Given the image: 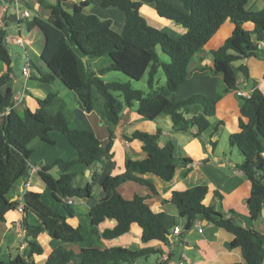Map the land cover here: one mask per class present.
Listing matches in <instances>:
<instances>
[{"label": "trees", "instance_id": "trees-1", "mask_svg": "<svg viewBox=\"0 0 264 264\" xmlns=\"http://www.w3.org/2000/svg\"><path fill=\"white\" fill-rule=\"evenodd\" d=\"M64 0L47 5V0H37L46 5L50 15L36 23L43 33L44 48L40 59L48 72L42 75L41 82L59 81L75 92L84 110L88 113L97 108V96L102 99L101 116L110 129V143L106 146L96 134L88 129L72 128L63 112L49 116L45 109L57 98L51 93L40 100V108L35 112L25 109L22 115L15 107V92L9 86L4 95L0 94V220L8 210L18 208V202H10L8 195L20 181H29L31 157L30 144L40 139L55 145L53 132L62 133L78 152V159L65 161L58 159L53 164H40L38 171L42 181L50 188L59 201L87 200L93 198V187L98 182L99 171L93 175V182L84 188L74 186L76 174L71 170L77 165L94 167L113 160L115 157L113 127L120 123L126 108H136L142 121L153 122L169 116L176 131L197 129L196 137L210 127V119L216 114L215 100L203 94H195L181 101L175 99L178 89L188 78L191 59L202 51L204 46L230 20L235 24L231 37L217 50L212 51L217 75L222 76L227 90H237L239 75L250 80L249 67L238 62L252 57H264V50L258 43L264 42V9L250 12L246 9L249 0H81L72 13L63 7ZM178 2L182 6H177ZM90 5L102 8L115 7L125 16L123 31L113 28L112 20H103L96 15L85 13ZM143 5L155 9L158 16L182 25L186 32L179 37L148 23L141 14ZM253 23L255 29H244L246 23ZM32 25V24H31ZM7 32L0 34V62L8 67V72L0 76V88L9 85L11 47L6 42ZM253 35L257 41L253 40ZM108 57L110 64L97 72L89 65L91 60ZM86 59V63L83 62ZM163 69L166 84L158 86L157 76ZM109 72H120L128 82H106L103 76ZM148 74L145 92L136 89L132 81H141ZM240 97V96H239ZM240 105L239 132L229 137V145L237 149L243 163L237 168L251 182V196L248 200L250 220L257 221L264 214V93L256 87L250 97H242ZM192 114L187 119L186 115ZM127 139L142 142L147 158L141 161L127 159L125 171L116 176H108L102 184L104 196L91 209L90 229L95 243L122 237L137 224L142 229V242L148 244L160 241L170 244V232L164 224L165 214L155 213L146 203V198L136 195L126 200L119 187L136 182L154 190L153 185L140 178V175L153 174L163 181H171L176 173L177 159L174 144L168 139L160 144L162 132L151 134L135 131ZM57 168L59 177L53 170ZM208 186H196L185 191H174L172 202L178 214L186 219V227L193 228L196 221L225 229L233 238L231 247L240 249L244 264H264V233L248 225H243L241 217L234 210L231 217L207 206ZM217 197L223 196L217 191ZM24 212H31L40 220L32 225L24 220L28 255L18 254L8 262L0 264H35L34 257L44 254L39 235L46 232L62 244L82 243L85 240L83 229L74 227L68 217L46 205L42 194L37 191L23 193ZM69 216L73 210L66 207ZM115 220L113 229L100 231L105 220ZM158 253L152 248L99 247L82 248L79 253L56 248L45 264H136ZM78 260L76 263L75 261Z\"/></svg>", "mask_w": 264, "mask_h": 264}, {"label": "crops", "instance_id": "crops-1", "mask_svg": "<svg viewBox=\"0 0 264 264\" xmlns=\"http://www.w3.org/2000/svg\"><path fill=\"white\" fill-rule=\"evenodd\" d=\"M25 1V0H24ZM57 3V0H54ZM52 3L50 5H54ZM81 0H64L63 7L70 13L69 8H74L80 4ZM177 6H182L178 2H173ZM3 3L0 0V17L3 13ZM99 8V9H98ZM246 9L250 12H259L264 9V0H249ZM12 12V13H11ZM49 12V11H48ZM48 17L50 13H48ZM98 14L100 15H97ZM141 14L146 18L149 24L162 30H166L172 36H182L186 29L175 22L166 20L158 16L154 8L143 5L140 9ZM85 13L93 14L103 20H112L113 28L117 32H122L125 27V16L121 10L115 7L102 8L96 5H90L85 9ZM47 17V19H48ZM4 18L9 23L8 32L11 33L18 26V18L13 10L4 13ZM43 19H37V22ZM24 21V20H23ZM19 22L20 26L22 22ZM36 22V23H37ZM31 30L39 31L36 24L31 25ZM244 29L253 32L255 26L249 22L244 25ZM235 30V24L227 20L218 32L210 39L199 54L194 56L188 67V78L175 94L177 101L184 100L195 94H203L215 100L216 114L210 119V127L201 137H196V128L187 131L178 132L174 129L172 120L169 116H164L153 122L142 121L136 108L124 109L120 123L114 126V147L115 157L113 160L106 161L104 164H98L94 167L86 165H77L71 171L76 174L74 186L84 188L93 182V175L98 170L99 179L93 187V198L87 200H72L69 205L66 201H59L55 198L50 188L42 181L38 172H31L29 185L25 189L28 191H37L42 194L43 202L54 210L68 217V222L74 227H81L85 236L82 243L62 244L51 238L46 232L39 235V242L44 247V254L35 256V264H45L49 255L58 247L63 250H72L79 253L82 248L99 247L107 249L112 247L127 248H152L158 253L154 254L151 264L159 261L161 253L169 252L173 264H244L240 249L231 247L233 236L225 229L218 228L205 220L200 221L202 232L198 228H188L184 220H181L177 206L172 202L174 191H185L196 186H208L209 194L205 200L207 206L213 207L231 217L230 211L234 210L241 217L243 225L264 233V214L263 217L255 222L250 220V210L248 200L251 196V182L237 168L243 163V159H230L226 155L227 151L220 149V142L232 134L239 132V121L241 117L240 105L242 97H239L237 91L240 90L248 95L256 87L264 93V57H252L238 62L246 64L249 67L250 80H245L239 75V87L237 90H227L222 76L217 75L214 70L212 51L219 49L226 40L232 36ZM44 39V37H43ZM256 42L257 37L253 35ZM30 46L39 47L40 37L37 35L29 38ZM29 47V46H28ZM42 48V49H41ZM39 50L38 61L32 62L30 77H25L15 97L23 95L21 104L15 106L23 115L25 109L35 112L40 108V100L45 99L49 94H57L54 102L46 107L45 112L49 116L63 112L72 128L88 129L93 131L104 146L110 143V129L101 116V106L88 113L75 92L66 89L61 82L51 83L41 82V74L48 72L46 65L41 61L40 56L44 48ZM264 50V48H263ZM14 63L11 64V67ZM96 67V65H95ZM95 67L93 68L95 70ZM97 68V67H96ZM100 73V70H96ZM8 72V67L0 62V76ZM17 82L13 71L10 73L9 85L0 88V94L4 95L7 88ZM22 89V91H21ZM13 90V89H12ZM14 97V99H15ZM192 114H187L186 118H192ZM161 130V145H164L168 139L174 144V156L177 159V168L174 178L169 181H163L153 174L140 175V178L150 182L154 190L146 185L131 182L119 187V192L126 200H132L136 195L146 198V203L155 213H164V224L170 232V244H164L160 241H152L148 244L142 242V229L134 224L131 230L113 240H103L100 245L95 243L91 233V209L97 204L98 200L104 196L102 187L103 182L108 176H116L125 171V162L127 159L141 161L147 158V153L143 150L142 142L138 139H127L135 131H142L154 134ZM52 137L55 145L44 143L40 139H35L30 145L33 146L34 154L31 161L35 165L53 164L58 159L72 161L78 159L79 155L75 148L71 146L66 137L60 132H53ZM236 150V149H232ZM228 154V153H227ZM54 172V170H53ZM60 176V172L58 174ZM26 182H19L8 195L10 202H18L22 194L23 186ZM219 192L223 198L217 197ZM66 207L73 210V215L69 216ZM32 225H39L40 220L31 212H19L16 208L8 210L4 214V220H0V263L8 262L18 254L28 255L27 243L25 241L26 231L24 229V220ZM116 226L115 220H105L100 224V231L113 229ZM180 227L181 233L176 234L175 228ZM20 243L18 248L19 240ZM16 251V254L14 252ZM142 260V259H141ZM139 260L136 264H141ZM150 260V259H149ZM76 263L78 260L75 261Z\"/></svg>", "mask_w": 264, "mask_h": 264}, {"label": "rangeland", "instance_id": "rangeland-1", "mask_svg": "<svg viewBox=\"0 0 264 264\" xmlns=\"http://www.w3.org/2000/svg\"><path fill=\"white\" fill-rule=\"evenodd\" d=\"M52 3H56V2H54V0H47V2H46L47 5H50ZM22 9L29 11L31 14V17L28 19H25L22 22L20 27L15 25V29L13 30V32H11V35L19 36V33H21V36L26 40H29V38L34 37V35L35 36L37 35V37L38 36L40 37L39 47L36 45H33V46L29 45V47L27 48L30 60L32 62L36 63L38 61L39 50L43 46L44 39H43V33L41 31L36 30V28L34 29L35 31H33V29L31 30V27H32L31 24L35 25L37 22V19H40V18L43 20H46L48 17V14H47L48 10L46 8V5L38 4L37 0H25V1H23ZM69 9H70V13H72L74 8H69ZM97 15H100V14H98V12H97ZM152 25H154V24H152ZM11 49H12L11 50L12 61L14 63V65L12 66V70H13L15 77L17 78V82L14 84H11V86H12L13 91H18L19 85H21L22 81L24 80L23 79L24 76L22 74V67L24 66L27 59H26V55H25L23 48H21L20 46H12ZM109 64H110V60L108 57H103L100 59L91 60L89 63V65H91L92 68H94L96 65L98 70H101V69L107 67ZM96 67H95V70H97ZM103 79L108 83L114 82V81L128 82V80H130L126 75H124L123 73H120V72H109L103 76ZM147 79H148V74L146 73V75L144 76V78L141 81H132V85L136 89H140V90L147 92L148 91ZM157 80L159 83L158 86H160V87L164 86L166 84V78H165L163 69L159 70ZM21 91H22V89H21ZM97 99L98 100L96 103L100 107L102 99L99 96H97ZM178 132H180V131H178ZM181 132H183V131H181ZM220 143L224 144V145L220 146V149H224V151H227L228 154L226 153V155L229 156L230 159H238L239 158L238 150L237 149L232 150V148L229 145V141H227L226 138L223 139ZM30 148L33 150L32 145H30ZM33 154H34V150H33ZM33 165H35V164H33ZM53 173H54L55 177H59V175H58L59 170L57 168L54 169ZM180 219L184 220L185 223L187 221L186 219H182V218H180ZM18 240H19V243L17 245L19 248L20 243H22L23 240L19 239V238L17 239V241ZM23 252H24V250H23ZM23 252H22V254H24ZM14 254H16V251L14 252ZM152 257H153V255H152ZM152 257H150L148 259H142L141 264H151L153 261Z\"/></svg>", "mask_w": 264, "mask_h": 264}, {"label": "built area", "instance_id": "built-area-1", "mask_svg": "<svg viewBox=\"0 0 264 264\" xmlns=\"http://www.w3.org/2000/svg\"><path fill=\"white\" fill-rule=\"evenodd\" d=\"M23 1L24 0H2V3H3V13L0 17V34L2 32H7L6 34V42L9 46H20L21 48H23L24 52H25V55H26V59L27 61L25 62L24 66L22 67V74L25 76V77H30V74H31V69H32V64H31V60L29 58V55H28V46L30 45L29 41L24 39L22 36H21V33H19V36H13L11 35V33L8 32V29L10 27L9 23L7 22V20L4 18V13H7L9 10H13L14 14L17 16L18 18V26L20 27V24L19 22L25 20V19H28L31 17V14L29 11L27 10H23L22 9V5H23ZM258 48L260 50H263L264 48V42H260L258 43ZM237 94L238 96L240 97H250V95L238 90L237 91ZM23 100V95L20 94L19 96L15 97V106L21 104ZM4 115L3 114H0V116ZM40 170V167L39 166H36V165H31V172H38ZM29 185V181H27L24 186H23V190H22V194L21 196L19 197V201H20V204L18 206V210L19 212L23 213L24 212V200H23V193L25 192V189L28 187ZM67 203L69 205H72L73 204V201L72 199H69L67 200ZM200 221H196L195 224H194V227L195 228H198V230L200 232H202V227L200 225ZM175 233L176 234H179L181 233V229L180 227H176L175 228ZM155 264H173L172 263V260H171V256H170V253L169 252H164V253H161L160 256H159V261ZM179 264H184V263H179Z\"/></svg>", "mask_w": 264, "mask_h": 264}, {"label": "water", "instance_id": "water-1", "mask_svg": "<svg viewBox=\"0 0 264 264\" xmlns=\"http://www.w3.org/2000/svg\"><path fill=\"white\" fill-rule=\"evenodd\" d=\"M86 61H87L86 59H83V62H84V63H86Z\"/></svg>", "mask_w": 264, "mask_h": 264}]
</instances>
